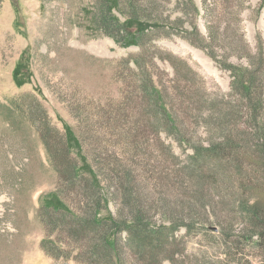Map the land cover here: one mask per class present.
<instances>
[{"label": "rangeland", "instance_id": "rangeland-1", "mask_svg": "<svg viewBox=\"0 0 264 264\" xmlns=\"http://www.w3.org/2000/svg\"><path fill=\"white\" fill-rule=\"evenodd\" d=\"M194 1L204 14L202 34L212 26L210 52L180 36L146 39L154 57L181 58L202 78L197 84L204 91L169 89L168 109L179 114L189 141L181 143L178 134L161 130L158 106L144 95L133 63H124L141 48L124 47L105 32L117 34L114 19L154 25L162 16L181 27L177 33L187 28L177 19L186 22L193 9L178 0H0V264H109L94 256L102 236L91 226L98 207L103 220H130L139 211L156 225L208 220L224 229L225 241L254 233L248 210L264 208V0H219L217 7L214 0ZM155 62L156 79L164 74L170 86L171 67ZM235 69L253 75L249 98L232 91ZM67 127L82 156L66 146ZM222 143V160L209 157L200 174L191 147ZM82 157L97 183L90 174L75 178ZM53 193L73 215L44 208ZM79 223L87 228L80 233ZM178 229V249L188 244V256L198 252L193 235ZM244 243L234 257H251ZM201 246L209 255L218 251L208 242ZM138 250L149 263L158 258L139 246L121 253L122 264H139ZM187 255L179 260L190 264Z\"/></svg>", "mask_w": 264, "mask_h": 264}, {"label": "trees", "instance_id": "trees-1", "mask_svg": "<svg viewBox=\"0 0 264 264\" xmlns=\"http://www.w3.org/2000/svg\"><path fill=\"white\" fill-rule=\"evenodd\" d=\"M107 3L116 4L117 0H106ZM183 8L194 10L192 14L188 13V18L186 22H182L181 19H177L176 24L185 25L187 28H182L181 31L176 33L177 28L181 27H172L168 26L165 22L170 20V18L164 19L160 16L159 19H153V24L150 21H140L135 18L126 19L125 23L120 24L118 19H114L117 27V34L111 32H105L109 37H112L117 43L121 44L124 47L138 46L141 48V53L136 56L135 59L127 60L124 63H133V71L142 78L145 83L143 88L144 95L147 100L159 108V121L161 122V130L168 135L178 134L181 136V139H178L179 142L189 143L186 137L183 136L182 127L179 124V114L177 112L171 111L167 106V98L169 97V89L173 87H180L187 92H193L195 90L204 91L203 83L197 84L198 80L202 82V78L198 76L196 71L183 59L177 58L175 56L169 57V59H164L162 57H154L151 54L152 48L147 44L146 39L155 38H171L173 36H180L191 45L200 48L203 51L210 52L209 41L211 37L212 26L208 25L209 35L206 37L200 31L198 26V18L201 15L199 8L196 5L194 0H178ZM219 0H214V4L217 7L219 5ZM203 3L207 5V0H203ZM117 7V6H115ZM207 10V9H206ZM207 12V11H206ZM204 18V14L202 16ZM211 18L210 14L205 16V19L208 20ZM163 21H165L163 23ZM181 21V22H180ZM105 25L111 24L109 21L104 20ZM163 24L164 26H161ZM163 30V31H162ZM118 39V37H120ZM213 36V35H212ZM163 56L164 52L160 49H154V52H158ZM263 54V52H259ZM210 54V53H208ZM155 59H158L162 63H167L172 69L171 75V85L168 86L164 82L163 76L160 78V81L156 79V74L153 70L156 68L159 69L160 64L155 62ZM154 68V69H153ZM239 69L232 70L233 81L231 88L233 92H239L243 97L249 98L251 94L250 90L253 85V75L250 70L238 71ZM199 78V79H198ZM170 83V82H168ZM178 86V87H177ZM183 86V87H182ZM255 88V87H254ZM66 146L72 149H78V154L82 156L81 148L82 146L79 143V140L75 136L71 128L67 127L66 130ZM225 143L217 145L214 149L208 147L195 148L191 147L193 153L190 156V159L194 161L195 165L199 166L200 174H205V171L208 169V166L203 165L209 157H212L213 160L218 159L221 161V150L222 146ZM231 150V153L238 154L235 149H232V146L227 147ZM211 154V155H210ZM240 154V153H239ZM83 164L82 167L74 168V176L78 178V175L90 174L89 177H92L93 182L97 183V176L92 170L91 166L88 164L87 160L82 157ZM264 175V170L261 171ZM100 186V185H98ZM46 210H50L54 213L62 211L64 215H70L72 211L67 207L64 201L56 194L53 193L50 196H47L44 204ZM102 208L98 207L95 211V216L91 221V226L95 229L101 228L102 236L97 239L95 245V254L94 256L98 259L104 257L109 259V264H122L121 262V253L125 250L135 253V249H138L140 246L146 247L147 250L151 251L149 254L158 256V258L151 256L147 262L145 254L142 251L136 253L139 264H160L159 256L162 259H165L170 264H185L179 259L185 258L188 254V244H185L184 247L179 250L177 245V231L178 228H184L187 232V235H193L197 246L200 250L198 252L192 251L188 256L191 259L190 264H255L251 261L250 258H259L260 261L257 264H264V208L258 210H248L247 218L250 221V224L253 226L254 233L248 234L244 233L240 240L237 241H225V231L220 228L210 226V222L206 221H195L191 224L177 225L175 222H169L161 225H156L149 223L146 219V213L141 211L137 212L136 217L130 220H119L114 218L112 215H109L107 219H101L99 215L101 214ZM118 214V212H117ZM119 216V215H118ZM77 231H85L86 225L79 223L75 225ZM251 227V228H252ZM125 234L126 237L122 242H119V236ZM246 234V236H244ZM247 245L251 249V257L239 256L234 257L235 247H239L243 244ZM204 242L211 244L213 249L217 248V254L209 255L208 251H202L204 249L201 245ZM229 243L232 246H229ZM240 244V245H239ZM46 250V249H45ZM48 252V250H46ZM146 253V255H148ZM215 255V257H214ZM249 258V259H248Z\"/></svg>", "mask_w": 264, "mask_h": 264}]
</instances>
